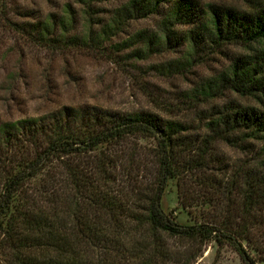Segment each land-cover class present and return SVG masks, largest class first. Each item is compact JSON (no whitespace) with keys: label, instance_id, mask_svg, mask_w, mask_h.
I'll return each mask as SVG.
<instances>
[{"label":"trees","instance_id":"trees-1","mask_svg":"<svg viewBox=\"0 0 264 264\" xmlns=\"http://www.w3.org/2000/svg\"><path fill=\"white\" fill-rule=\"evenodd\" d=\"M69 13L40 23L36 37L52 46L101 43L125 24L123 19L95 33L90 9L89 34L82 37L74 34L77 19ZM158 13L164 14L162 28L143 40L134 56L186 43L202 58L231 45L247 47L253 52L233 56L214 91L255 102L215 108L200 137L187 124L154 111L93 105L2 122L4 264H171L179 255L165 236L195 249L211 242L219 250L230 247L244 264L262 260L264 157L233 172L223 166L216 172L212 159L217 142L250 150L251 140L264 141V0L251 9L214 3L204 8L198 0H132L125 8L126 22ZM181 24L195 28L178 34ZM171 180H177L182 207L199 212L194 224H182L164 209Z\"/></svg>","mask_w":264,"mask_h":264},{"label":"rangeland","instance_id":"rangeland-1","mask_svg":"<svg viewBox=\"0 0 264 264\" xmlns=\"http://www.w3.org/2000/svg\"><path fill=\"white\" fill-rule=\"evenodd\" d=\"M131 1L0 0V124L38 117L65 106L93 105L127 113L154 111L165 119L187 124L194 137H200L207 132V118L215 108L231 101L255 102L230 91H214L218 76L229 68L233 56L253 52L247 47L231 45L202 58L203 53L195 54L186 43L176 49L161 48L143 57L134 56L133 50L144 45L143 40L160 31L164 14L126 22L125 8ZM198 1L204 8L214 3L251 9L260 0ZM90 9L95 33L123 19L125 24L120 23L118 34L110 33L101 43L52 46L36 37L40 23H50L54 16H64L69 10L77 19L74 34L88 35L86 11ZM194 28L195 24H181L175 29L181 34ZM205 91L213 96L206 97ZM250 142L252 151L217 142L212 159L214 170L222 172L219 168L223 166V170L233 172L247 162L256 166L264 157V141ZM163 206L182 224H194L199 213L182 207L177 180L170 181ZM165 239L179 255L171 264H244L230 247L219 250L211 242L195 249L180 238ZM0 264H4L1 259ZM258 264H264V254Z\"/></svg>","mask_w":264,"mask_h":264}]
</instances>
